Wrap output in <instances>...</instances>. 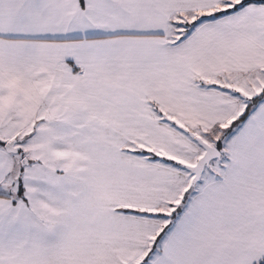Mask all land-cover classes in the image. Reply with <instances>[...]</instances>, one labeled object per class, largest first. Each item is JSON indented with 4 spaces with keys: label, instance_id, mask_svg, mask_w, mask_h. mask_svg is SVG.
<instances>
[{
    "label": "snow or ice",
    "instance_id": "6c2138e0",
    "mask_svg": "<svg viewBox=\"0 0 264 264\" xmlns=\"http://www.w3.org/2000/svg\"><path fill=\"white\" fill-rule=\"evenodd\" d=\"M0 264H264V0H0Z\"/></svg>",
    "mask_w": 264,
    "mask_h": 264
}]
</instances>
